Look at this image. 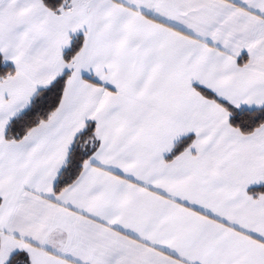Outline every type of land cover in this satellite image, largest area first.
<instances>
[{
	"label": "snow or ice",
	"instance_id": "snow-or-ice-1",
	"mask_svg": "<svg viewBox=\"0 0 264 264\" xmlns=\"http://www.w3.org/2000/svg\"><path fill=\"white\" fill-rule=\"evenodd\" d=\"M0 264H264V0H0Z\"/></svg>",
	"mask_w": 264,
	"mask_h": 264
}]
</instances>
